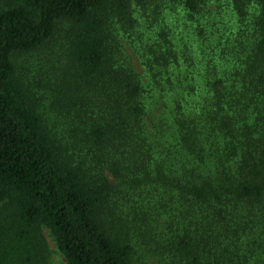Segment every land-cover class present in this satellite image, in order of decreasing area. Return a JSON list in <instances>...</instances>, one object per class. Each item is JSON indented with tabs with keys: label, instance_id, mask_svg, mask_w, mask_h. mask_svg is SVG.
I'll return each instance as SVG.
<instances>
[{
	"label": "trees",
	"instance_id": "obj_1",
	"mask_svg": "<svg viewBox=\"0 0 264 264\" xmlns=\"http://www.w3.org/2000/svg\"><path fill=\"white\" fill-rule=\"evenodd\" d=\"M43 228L66 264H264V0H0V264Z\"/></svg>",
	"mask_w": 264,
	"mask_h": 264
},
{
	"label": "rangeland",
	"instance_id": "obj_2",
	"mask_svg": "<svg viewBox=\"0 0 264 264\" xmlns=\"http://www.w3.org/2000/svg\"><path fill=\"white\" fill-rule=\"evenodd\" d=\"M60 36V33H58L57 37ZM56 52L63 54L61 38L54 40L50 46L45 47L38 52L17 55L15 63L18 73L21 74V76H25L26 79H31V76H34V72L38 68H50V60L47 61V58ZM42 231L47 247L45 264H66L64 257L56 247L50 231L47 228H43ZM152 263L153 262H150V264Z\"/></svg>",
	"mask_w": 264,
	"mask_h": 264
}]
</instances>
